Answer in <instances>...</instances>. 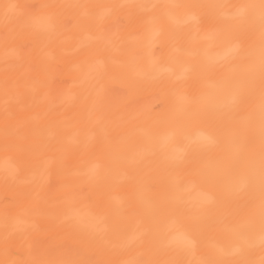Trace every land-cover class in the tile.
I'll list each match as a JSON object with an SVG mask.
<instances>
[{"label": "bare ground", "instance_id": "bare-ground-1", "mask_svg": "<svg viewBox=\"0 0 264 264\" xmlns=\"http://www.w3.org/2000/svg\"><path fill=\"white\" fill-rule=\"evenodd\" d=\"M0 264H264V0H0Z\"/></svg>", "mask_w": 264, "mask_h": 264}, {"label": "rangeland", "instance_id": "rangeland-1", "mask_svg": "<svg viewBox=\"0 0 264 264\" xmlns=\"http://www.w3.org/2000/svg\"><path fill=\"white\" fill-rule=\"evenodd\" d=\"M2 200H3V204L5 205H8L12 200L10 199V197L8 196V194H5L3 197H2Z\"/></svg>", "mask_w": 264, "mask_h": 264}]
</instances>
